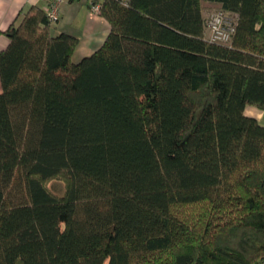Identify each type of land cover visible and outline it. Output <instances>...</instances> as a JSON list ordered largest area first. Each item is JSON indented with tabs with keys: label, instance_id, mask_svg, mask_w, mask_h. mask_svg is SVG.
Instances as JSON below:
<instances>
[{
	"label": "trees",
	"instance_id": "16d2710c",
	"mask_svg": "<svg viewBox=\"0 0 264 264\" xmlns=\"http://www.w3.org/2000/svg\"><path fill=\"white\" fill-rule=\"evenodd\" d=\"M209 7L236 14L229 41L207 38ZM99 15L78 61L39 6L4 31L0 264H262L264 125L245 109L264 110V0Z\"/></svg>",
	"mask_w": 264,
	"mask_h": 264
},
{
	"label": "crops",
	"instance_id": "0c3cea01",
	"mask_svg": "<svg viewBox=\"0 0 264 264\" xmlns=\"http://www.w3.org/2000/svg\"><path fill=\"white\" fill-rule=\"evenodd\" d=\"M45 3L46 0H0V51L6 49L9 44V38L4 31L13 22L19 24L24 14L32 6H39L43 9ZM52 25L54 33L66 32L80 37L81 41L75 52L79 55L78 60L91 55L99 48L110 31L109 23L102 16L91 13L88 0H68L65 2L61 7L59 21ZM245 114L256 118L264 125V110L248 106L245 109Z\"/></svg>",
	"mask_w": 264,
	"mask_h": 264
},
{
	"label": "built area",
	"instance_id": "2783aa9c",
	"mask_svg": "<svg viewBox=\"0 0 264 264\" xmlns=\"http://www.w3.org/2000/svg\"><path fill=\"white\" fill-rule=\"evenodd\" d=\"M68 0H46L43 8L48 20L51 24L59 21L61 15V7ZM90 10L99 14L101 5L104 0H88ZM123 5H128L131 0H115ZM236 14L218 10L212 13L207 22V38L216 42H227L230 39L231 33L234 31V22Z\"/></svg>",
	"mask_w": 264,
	"mask_h": 264
},
{
	"label": "rangeland",
	"instance_id": "374dc122",
	"mask_svg": "<svg viewBox=\"0 0 264 264\" xmlns=\"http://www.w3.org/2000/svg\"><path fill=\"white\" fill-rule=\"evenodd\" d=\"M89 8H90V7H89ZM218 10H219L218 7H209V8L206 10V12H205V18L208 19L212 13H214V12H216V11H218ZM90 11H91V10H90ZM91 13H93V12L91 11ZM93 14H95V13H93ZM78 57H79V55H78L77 53H75V55L73 56V59H74L75 61H77V60H78ZM49 185H50V187H51L54 191H56V192L59 193V194L63 193L64 188H65V184H64V182L61 181V180H53V181H51V182L49 183Z\"/></svg>",
	"mask_w": 264,
	"mask_h": 264
}]
</instances>
